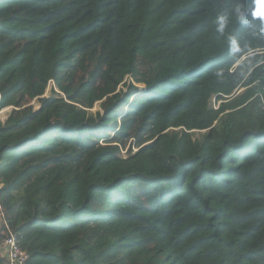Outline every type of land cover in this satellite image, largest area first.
Segmentation results:
<instances>
[{
    "label": "trees",
    "instance_id": "obj_1",
    "mask_svg": "<svg viewBox=\"0 0 264 264\" xmlns=\"http://www.w3.org/2000/svg\"><path fill=\"white\" fill-rule=\"evenodd\" d=\"M233 2L0 0V264L4 217L28 264H264V70L216 74L251 40Z\"/></svg>",
    "mask_w": 264,
    "mask_h": 264
},
{
    "label": "clouds",
    "instance_id": "obj_2",
    "mask_svg": "<svg viewBox=\"0 0 264 264\" xmlns=\"http://www.w3.org/2000/svg\"><path fill=\"white\" fill-rule=\"evenodd\" d=\"M230 15L233 28L244 26L243 35L251 40L242 43L230 33L227 41L230 64L224 70H217L216 74L226 72L233 78V83L245 84L258 70H264V0H234ZM229 19L226 15L216 17V30L219 33L224 34L228 29ZM259 82L255 81L257 84Z\"/></svg>",
    "mask_w": 264,
    "mask_h": 264
},
{
    "label": "built area",
    "instance_id": "obj_3",
    "mask_svg": "<svg viewBox=\"0 0 264 264\" xmlns=\"http://www.w3.org/2000/svg\"><path fill=\"white\" fill-rule=\"evenodd\" d=\"M196 138H198V136ZM1 187L2 186H0V190ZM3 219L6 228V237L2 242L4 246V257L7 259L5 264H28V254L20 248L16 233L9 228L5 221V217Z\"/></svg>",
    "mask_w": 264,
    "mask_h": 264
},
{
    "label": "rangeland",
    "instance_id": "obj_4",
    "mask_svg": "<svg viewBox=\"0 0 264 264\" xmlns=\"http://www.w3.org/2000/svg\"><path fill=\"white\" fill-rule=\"evenodd\" d=\"M132 82L129 80L128 84H131ZM136 86H140L142 88H144L142 85H136ZM52 91H56L58 92V90L54 87L53 84H51L48 89H47V92H46V95L47 97L51 96L52 94ZM124 91L127 93L129 91V87H126L124 88ZM28 105H32L34 106V110H38L39 109V103L36 102V101H30ZM99 107L96 105L93 109V111H96L98 110ZM11 110L9 109H6V110H3V111H0V119L1 121H5L7 119V114L10 112ZM125 152V151H124ZM3 256H5L4 252L2 254Z\"/></svg>",
    "mask_w": 264,
    "mask_h": 264
}]
</instances>
